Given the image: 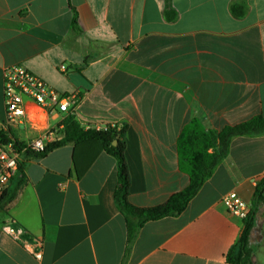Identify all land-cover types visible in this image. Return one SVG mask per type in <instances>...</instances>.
Returning a JSON list of instances; mask_svg holds the SVG:
<instances>
[{
	"label": "crops",
	"instance_id": "0c3cea01",
	"mask_svg": "<svg viewBox=\"0 0 264 264\" xmlns=\"http://www.w3.org/2000/svg\"><path fill=\"white\" fill-rule=\"evenodd\" d=\"M13 66L76 96L83 128L122 125L129 201L159 206L189 184L177 147L191 120L221 130L264 116V0H0V123ZM262 181L264 134L236 137L181 214L129 243L118 163L100 143L24 154L0 204V264H230L243 220L221 199L251 207ZM259 215L249 248L264 264V202Z\"/></svg>",
	"mask_w": 264,
	"mask_h": 264
},
{
	"label": "trees",
	"instance_id": "16d2710c",
	"mask_svg": "<svg viewBox=\"0 0 264 264\" xmlns=\"http://www.w3.org/2000/svg\"><path fill=\"white\" fill-rule=\"evenodd\" d=\"M233 12L237 16L245 13L243 7ZM264 134V116L258 115L234 126H226L221 130L206 129L199 119L191 120L183 129L178 142L179 169L188 175V186L171 196L164 204L141 208L129 201L130 176L125 158V129L97 130L85 129L74 116H67L64 120L63 137L48 144L44 153L35 154L36 157L46 155L49 151L68 143L79 144L84 141H96L110 155L114 156L118 163V185L114 193L115 202L125 217L128 229V241L133 242L138 231L148 221L159 220L165 217L181 214L188 203L199 192L202 185L213 175L215 169L228 156L231 142L236 137H253ZM0 140L9 142L7 133L0 131ZM114 142L116 144L114 145ZM20 149L22 144L17 142ZM26 156L32 155L26 152ZM264 181L260 182L255 190L251 209L247 218L243 220V227L239 241L227 254L230 264H255V258L249 248V238L259 218L260 205L264 202ZM16 191L14 192V194ZM5 193L0 198V204L8 202ZM11 200V199H9Z\"/></svg>",
	"mask_w": 264,
	"mask_h": 264
},
{
	"label": "built area",
	"instance_id": "2783aa9c",
	"mask_svg": "<svg viewBox=\"0 0 264 264\" xmlns=\"http://www.w3.org/2000/svg\"><path fill=\"white\" fill-rule=\"evenodd\" d=\"M65 71V66H60ZM5 119L0 131L7 133L10 141L0 140V198L7 192L17 175L22 156L26 152L44 153L48 144L62 138L67 116L78 117V98L50 87L41 77L22 66L5 70L3 76ZM56 116V123L51 122ZM97 130L123 129L122 125L106 124ZM22 144L19 149L16 143ZM221 202L227 212L242 220L250 212L248 205L236 192L223 196ZM12 234L17 231L12 229ZM17 236H19L17 234Z\"/></svg>",
	"mask_w": 264,
	"mask_h": 264
},
{
	"label": "water",
	"instance_id": "95a60500",
	"mask_svg": "<svg viewBox=\"0 0 264 264\" xmlns=\"http://www.w3.org/2000/svg\"><path fill=\"white\" fill-rule=\"evenodd\" d=\"M116 144V142H114V145ZM263 196H264V192H263Z\"/></svg>",
	"mask_w": 264,
	"mask_h": 264
}]
</instances>
